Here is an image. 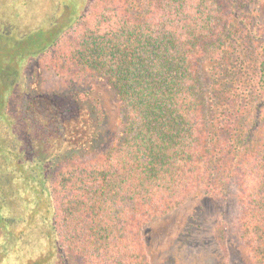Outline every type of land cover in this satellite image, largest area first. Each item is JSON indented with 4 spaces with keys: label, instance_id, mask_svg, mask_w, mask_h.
I'll return each instance as SVG.
<instances>
[{
    "label": "trees",
    "instance_id": "obj_1",
    "mask_svg": "<svg viewBox=\"0 0 264 264\" xmlns=\"http://www.w3.org/2000/svg\"><path fill=\"white\" fill-rule=\"evenodd\" d=\"M259 18L258 0H0V264H151V220L232 189L231 232L264 264ZM46 53L114 92L109 143L91 90L28 82Z\"/></svg>",
    "mask_w": 264,
    "mask_h": 264
},
{
    "label": "rangeland",
    "instance_id": "obj_2",
    "mask_svg": "<svg viewBox=\"0 0 264 264\" xmlns=\"http://www.w3.org/2000/svg\"><path fill=\"white\" fill-rule=\"evenodd\" d=\"M49 2L41 3L38 10L44 12L49 9ZM258 4L259 21L263 23L264 0H258ZM35 8L32 9L36 11ZM49 54L37 60L39 88L50 92L73 85L77 89L91 90L101 100L107 123L105 139L109 143L117 131L118 108L114 92L105 82L92 77L78 76L65 83L66 80L51 65ZM237 210L236 193L232 189L223 201L205 195L193 196L165 215L154 218L144 235L150 263L163 264L164 258L171 255L176 264H204L210 260L220 264H254L237 236L231 232ZM219 231H222L221 237ZM67 257L69 264H77L70 256Z\"/></svg>",
    "mask_w": 264,
    "mask_h": 264
},
{
    "label": "flooded vegetation",
    "instance_id": "obj_3",
    "mask_svg": "<svg viewBox=\"0 0 264 264\" xmlns=\"http://www.w3.org/2000/svg\"><path fill=\"white\" fill-rule=\"evenodd\" d=\"M33 61V60H32ZM35 61H33V63H32V65H35V63H37V61L34 63ZM23 65H24V70L26 69V70H28V66H29V63H27V62H25V64L23 63ZM36 80V78H34V79H30V78H28V82H32V81H35ZM27 81V80H26ZM32 83H34V82H32ZM28 85H29V83H28Z\"/></svg>",
    "mask_w": 264,
    "mask_h": 264
}]
</instances>
